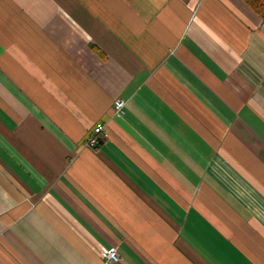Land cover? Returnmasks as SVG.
Returning <instances> with one entry per match:
<instances>
[{"label": "crops", "instance_id": "obj_1", "mask_svg": "<svg viewBox=\"0 0 264 264\" xmlns=\"http://www.w3.org/2000/svg\"><path fill=\"white\" fill-rule=\"evenodd\" d=\"M112 247L264 264V21L243 0H0V264Z\"/></svg>", "mask_w": 264, "mask_h": 264}, {"label": "built area", "instance_id": "obj_2", "mask_svg": "<svg viewBox=\"0 0 264 264\" xmlns=\"http://www.w3.org/2000/svg\"><path fill=\"white\" fill-rule=\"evenodd\" d=\"M124 105L125 103L122 99L118 98L114 100L113 108L117 115H122L124 113ZM104 131V125L102 123H97L92 132L88 135L86 144L95 146L98 143L99 135H101ZM101 256L104 264H112L119 260L116 247L103 250Z\"/></svg>", "mask_w": 264, "mask_h": 264}, {"label": "trees", "instance_id": "obj_3", "mask_svg": "<svg viewBox=\"0 0 264 264\" xmlns=\"http://www.w3.org/2000/svg\"><path fill=\"white\" fill-rule=\"evenodd\" d=\"M264 21V0H243Z\"/></svg>", "mask_w": 264, "mask_h": 264}]
</instances>
